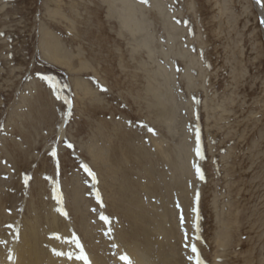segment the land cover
Listing matches in <instances>:
<instances>
[{
  "label": "rangeland",
  "instance_id": "1",
  "mask_svg": "<svg viewBox=\"0 0 264 264\" xmlns=\"http://www.w3.org/2000/svg\"><path fill=\"white\" fill-rule=\"evenodd\" d=\"M130 1L140 31L119 0H0V259L53 225L69 252L77 237L90 264H119L124 208L139 212L118 200L124 179L151 214L168 203V264H196L192 244L203 264H264V0Z\"/></svg>",
  "mask_w": 264,
  "mask_h": 264
},
{
  "label": "bare ground",
  "instance_id": "2",
  "mask_svg": "<svg viewBox=\"0 0 264 264\" xmlns=\"http://www.w3.org/2000/svg\"><path fill=\"white\" fill-rule=\"evenodd\" d=\"M119 1L121 3V8L124 12V16L122 19V22L124 23V25L128 28V30H130L132 32L137 31V30L140 31L142 29V24H141V22H139L135 18V15L133 13V11H134L133 6L134 5L131 4L130 0H119ZM153 5H155V1H153ZM255 7L258 10L259 14L261 15V21H262L261 29H262L263 37H264V19H263L264 18L263 17L264 16V13H263L264 8L259 7L256 4V1H255ZM137 15H138V13H137ZM43 38H44V36H43ZM45 43H47V42L44 41V44ZM142 44H143V46H149V43L146 39H144L142 41ZM45 45H47V44H45ZM159 78L162 81L160 83H158L155 88L151 89V94L155 98V102L158 104H161L163 102L161 99L164 98L166 100V98H167V92H166L165 88H167L168 81L170 78L169 73L167 72L166 68L163 66H159L158 69H156V71L153 74L152 80L156 81V79H159ZM164 111H165L164 117L166 118V120H172L173 115L167 109H165ZM64 121H65V119L62 120L61 123L58 125L59 129H60V127ZM175 156H176V161L174 163L175 165L173 166L174 167L173 176H176V178H177V175L178 174L182 175L186 171V168H187V157L189 156V154L187 153V146H186V142H185L184 138L182 140H180V143L176 146ZM94 157L97 159H102L101 153L97 150L94 151ZM148 171H149V173H152L151 176L154 174L152 172V169L148 170ZM123 181H124V179H123ZM123 181L121 182V186L119 187V190L117 192L118 200H120V202L121 201H127L128 204L138 208V210H139V212H136V210L133 211L131 209V207L126 206V208H124V213L129 218V220L131 222L130 224H131L132 229H133L132 241L130 242L129 245H127V249L124 251L125 255L130 259L132 264H163V263L166 264L168 262L167 261L168 256H166L167 252L165 251V249L163 250V248L170 245L166 242V241H168L167 240L168 238L166 236H167V233L169 232V230L166 227L165 219H166V217H168V214L170 213L169 208L167 207L168 203L164 205L165 207L163 205H161L162 206V213L160 215L156 216L155 214H151L150 212H148L145 209V205L143 204V201L140 200L139 197H137V193L134 191L133 185L130 184V182H128V181H124V182ZM164 185H166V184H164ZM176 185H177L176 187H179L180 184H176ZM71 191H72V199L71 200L73 203L72 207L74 209L76 208V210H77V208L79 207V197L80 196H79L76 188H72ZM148 191L144 192V193H149ZM80 199H81V197H80ZM155 200L158 201V199H156V198H155ZM78 209H80V208H78ZM81 209H82V207H81ZM76 210H75V212H76ZM52 212H54V211H52ZM79 212H82V211H79ZM75 214H77V213H75ZM52 220H54V219H52ZM82 220L83 219H81V221ZM86 225H88V224H86ZM37 229H38V227H37ZM37 229L36 230H35V228L30 229L27 233H25V234L23 233V237L20 240V242H21L20 248L18 249V251H16V253L13 252V253H15V254H13V259H14L13 264H76L73 260H69L67 258V256H57L55 254L56 252H65V253L69 252V249H66V246L64 245V241L66 239H69V238L65 235L64 232L60 234L59 240H56L57 242H53V241H55V239L52 241V239L50 238L51 233H53V231H54L53 225H51L48 228V231L46 229L47 232L44 231L45 232L44 234L40 233L39 232L40 230L38 231ZM42 231H43V228H42ZM57 231L59 232V229ZM84 231H86V230H84ZM58 232L55 231L54 233H58ZM89 232L90 231H88V233ZM154 233H155V235L156 234H158L160 236L163 235V238H165V239L167 238V239L166 240L162 239V240H160V242H157L155 240L156 238L155 239L153 238ZM52 236H54V235H52ZM119 241L121 243H123V240L121 238H119ZM42 243H45L47 246V250L45 249L46 252L41 247ZM157 244L160 245V247H157ZM156 247H157L158 251L155 252ZM174 256L172 258H174ZM3 257L4 256H2V258ZM9 258H11V257L9 256ZM175 258H176V256H175ZM112 259H115V258L112 257ZM119 259H121V258H119ZM2 260L3 259H0V264H2V263L8 264V261H2ZM174 261H176V260L174 259ZM109 262H111V261H109ZM121 262H122V264L125 263V261H124V263H123V261H121ZM171 262L173 263V261H171ZM92 264H99V263L97 260H94V262L92 260ZM110 264H112V263H110ZM175 264H181V262L178 263L176 261Z\"/></svg>",
  "mask_w": 264,
  "mask_h": 264
},
{
  "label": "snow or ice",
  "instance_id": "3",
  "mask_svg": "<svg viewBox=\"0 0 264 264\" xmlns=\"http://www.w3.org/2000/svg\"><path fill=\"white\" fill-rule=\"evenodd\" d=\"M258 2H259V0H258ZM197 142L199 143V139L197 140ZM69 147H71V145H69ZM52 154L56 155L55 152H53ZM197 155H199V156H201V158H203L202 152L199 149H197ZM85 170L90 172V170L87 169V168H85ZM197 174L200 176L201 179L204 178L203 177V173H202V171L200 170L199 167H197ZM101 219H104L105 221H107V217H103L102 216ZM197 228H198V225H197ZM197 239H199V237H197ZM71 242L75 244V247L77 249H79V253L78 254H74L73 252H67V253H65V252H56L55 254L57 256H67V258L69 260L75 259L77 261H83V264H90V261H89L87 255H86V253L84 252L83 246L80 243L79 239L77 237H73V240ZM191 250H192L193 253L197 254V262H196V264H203V261L199 259L198 249H197L195 244L191 245ZM121 259L123 261H125V264H131V261H130V259L127 256H122Z\"/></svg>",
  "mask_w": 264,
  "mask_h": 264
},
{
  "label": "water",
  "instance_id": "4",
  "mask_svg": "<svg viewBox=\"0 0 264 264\" xmlns=\"http://www.w3.org/2000/svg\"><path fill=\"white\" fill-rule=\"evenodd\" d=\"M257 3V2H256ZM258 5V4H257ZM260 7V6H259Z\"/></svg>",
  "mask_w": 264,
  "mask_h": 264
}]
</instances>
